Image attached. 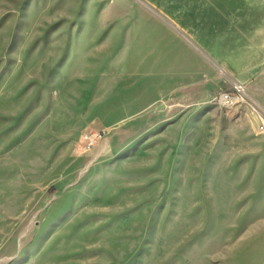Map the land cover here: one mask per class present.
Returning <instances> with one entry per match:
<instances>
[{
    "label": "rangeland",
    "instance_id": "rangeland-1",
    "mask_svg": "<svg viewBox=\"0 0 264 264\" xmlns=\"http://www.w3.org/2000/svg\"><path fill=\"white\" fill-rule=\"evenodd\" d=\"M164 2L0 0V264H264L261 9Z\"/></svg>",
    "mask_w": 264,
    "mask_h": 264
},
{
    "label": "crops",
    "instance_id": "crops-1",
    "mask_svg": "<svg viewBox=\"0 0 264 264\" xmlns=\"http://www.w3.org/2000/svg\"><path fill=\"white\" fill-rule=\"evenodd\" d=\"M246 2L249 4L248 6L256 4L260 7L262 14L258 21L259 23L254 25L255 28L249 27L246 22L242 25L239 24L241 33L247 34L249 32L251 34L250 40H248L250 43L245 46L241 57L236 59L238 62L235 63L234 66L229 65L231 67V78L244 85L254 76L264 74V0H246ZM170 3L174 4L175 9H170L169 12L179 21H184V14H188L198 22L204 20V18L206 19L208 16V13H206L202 7L201 0H191V2H189L190 6L188 5L190 9H187L185 0H165L164 6L166 7ZM236 3L241 2L237 1ZM218 54L222 57L221 60L227 64L229 60L232 59L231 56L229 57V55H227V51L223 52L219 50ZM245 86L248 87L247 85ZM256 87L258 86H251V91L255 92ZM256 93L257 91L255 94Z\"/></svg>",
    "mask_w": 264,
    "mask_h": 264
},
{
    "label": "built area",
    "instance_id": "built-area-1",
    "mask_svg": "<svg viewBox=\"0 0 264 264\" xmlns=\"http://www.w3.org/2000/svg\"><path fill=\"white\" fill-rule=\"evenodd\" d=\"M240 100H249L254 109L261 110L263 112L262 114L264 115V109L261 104L257 100L252 99L248 94L245 85L238 81H234L232 83L231 89L221 92L216 98L218 104L224 108H231L235 106L238 102H240ZM261 119V126L264 128L263 116L261 117ZM101 135L102 134L86 135L85 138L88 140L89 144H92L97 139V137H100Z\"/></svg>",
    "mask_w": 264,
    "mask_h": 264
}]
</instances>
